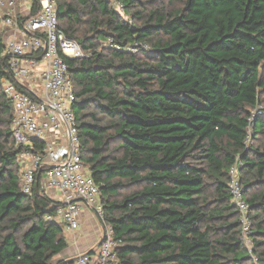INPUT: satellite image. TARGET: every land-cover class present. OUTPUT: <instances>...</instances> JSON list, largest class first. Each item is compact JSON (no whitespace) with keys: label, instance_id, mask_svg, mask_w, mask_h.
<instances>
[{"label":"trees","instance_id":"16d2710c","mask_svg":"<svg viewBox=\"0 0 264 264\" xmlns=\"http://www.w3.org/2000/svg\"><path fill=\"white\" fill-rule=\"evenodd\" d=\"M56 1L59 29L91 53L66 60L73 110L123 264H255L229 190L238 160L264 264V0H123L128 20L110 0ZM4 49L0 34V264H54L69 244L42 174L23 192Z\"/></svg>","mask_w":264,"mask_h":264},{"label":"built area","instance_id":"2783aa9c","mask_svg":"<svg viewBox=\"0 0 264 264\" xmlns=\"http://www.w3.org/2000/svg\"><path fill=\"white\" fill-rule=\"evenodd\" d=\"M40 10L27 19L18 17L19 0H0V22L22 39L5 40L3 56L9 59L10 78L2 80L3 93L14 108L11 129L16 147H21L18 165L23 192L32 195L38 190L42 174V193L56 206L47 221L63 226L66 233L80 228V213L87 209L102 229L96 253L79 256L73 264H123L118 251L122 240L106 222L100 189L88 173L81 154L74 83L67 59L89 57L77 42L60 29L56 0H37ZM113 8L124 13L123 0H110ZM104 48L136 54L148 49L146 44L123 47L109 38ZM264 117V106L254 118ZM252 132L245 142L252 145ZM42 147L39 149L36 145ZM242 163L238 160L229 171L232 202L240 214L241 238L255 264L253 255V222L241 180Z\"/></svg>","mask_w":264,"mask_h":264},{"label":"crops","instance_id":"0c3cea01","mask_svg":"<svg viewBox=\"0 0 264 264\" xmlns=\"http://www.w3.org/2000/svg\"><path fill=\"white\" fill-rule=\"evenodd\" d=\"M33 0H19L18 17L27 19L32 15ZM0 34L4 41L10 39H22L17 31H11L0 22ZM80 228L73 233H66L68 248L58 257L54 264H66L77 259L81 255L90 252L96 253L101 243L102 229L95 217L85 208L80 213Z\"/></svg>","mask_w":264,"mask_h":264},{"label":"rangeland","instance_id":"374dc122","mask_svg":"<svg viewBox=\"0 0 264 264\" xmlns=\"http://www.w3.org/2000/svg\"><path fill=\"white\" fill-rule=\"evenodd\" d=\"M162 3H164V2H162ZM164 5L167 6L168 3L165 2ZM121 15H122V17L125 18L126 20L129 19V16H127L125 13L122 12ZM100 51H101V48L99 49V52H100ZM253 138H254V137L252 136V145H251V147H252L253 145H254V147H256L258 144H257V142H255V141L253 140ZM253 249H254V248H253ZM255 258L257 259L256 255H255Z\"/></svg>","mask_w":264,"mask_h":264},{"label":"water","instance_id":"95a60500","mask_svg":"<svg viewBox=\"0 0 264 264\" xmlns=\"http://www.w3.org/2000/svg\"><path fill=\"white\" fill-rule=\"evenodd\" d=\"M70 60H72V59H70ZM74 261H75V260H71V261H69V262L66 263V264H73Z\"/></svg>","mask_w":264,"mask_h":264}]
</instances>
